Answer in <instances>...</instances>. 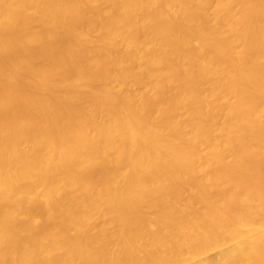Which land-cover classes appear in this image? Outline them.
<instances>
[{"label":"bare ground","instance_id":"obj_1","mask_svg":"<svg viewBox=\"0 0 264 264\" xmlns=\"http://www.w3.org/2000/svg\"><path fill=\"white\" fill-rule=\"evenodd\" d=\"M0 264H264V0H0Z\"/></svg>","mask_w":264,"mask_h":264}]
</instances>
